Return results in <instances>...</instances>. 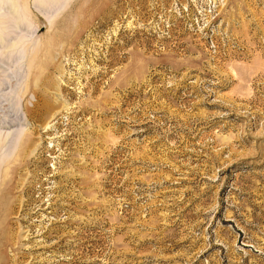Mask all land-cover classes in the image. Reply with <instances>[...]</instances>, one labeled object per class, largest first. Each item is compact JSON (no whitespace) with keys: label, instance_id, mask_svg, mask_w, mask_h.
I'll return each mask as SVG.
<instances>
[{"label":"rangeland","instance_id":"1","mask_svg":"<svg viewBox=\"0 0 264 264\" xmlns=\"http://www.w3.org/2000/svg\"><path fill=\"white\" fill-rule=\"evenodd\" d=\"M0 264H264V0H0Z\"/></svg>","mask_w":264,"mask_h":264},{"label":"bare ground","instance_id":"2","mask_svg":"<svg viewBox=\"0 0 264 264\" xmlns=\"http://www.w3.org/2000/svg\"><path fill=\"white\" fill-rule=\"evenodd\" d=\"M6 245H8V242H7V244L6 243H3L0 247L6 246Z\"/></svg>","mask_w":264,"mask_h":264}]
</instances>
